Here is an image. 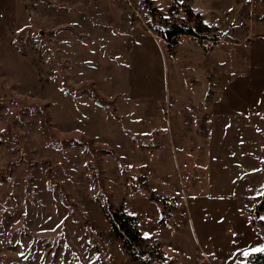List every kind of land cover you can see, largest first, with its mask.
Returning <instances> with one entry per match:
<instances>
[{"label":"rangeland","instance_id":"374dc122","mask_svg":"<svg viewBox=\"0 0 264 264\" xmlns=\"http://www.w3.org/2000/svg\"><path fill=\"white\" fill-rule=\"evenodd\" d=\"M263 232L264 0H0V264H243Z\"/></svg>","mask_w":264,"mask_h":264},{"label":"trees","instance_id":"16d2710c","mask_svg":"<svg viewBox=\"0 0 264 264\" xmlns=\"http://www.w3.org/2000/svg\"><path fill=\"white\" fill-rule=\"evenodd\" d=\"M160 32L166 40H169L171 37H177L184 34L187 35L198 34L197 29L194 28L193 26L186 27L181 24H173L168 27H164L162 30H160ZM92 95L93 98L99 104L114 106L115 102L113 99L104 98L99 94V92L96 89H92ZM90 149L93 150V147L90 146ZM101 150H105V149H101ZM50 185L59 190L64 204L70 206L72 209L77 207L76 204L70 201V199L67 196V193L65 192L64 188L61 185L54 183L53 181H50ZM103 206L115 234L124 241V244L130 246V244H132L133 237L129 235L127 228L124 227V224L128 222L129 216L125 213L119 212L118 210L114 209L113 204L108 196L103 197ZM243 264H264V252H254L245 260Z\"/></svg>","mask_w":264,"mask_h":264},{"label":"snow or ice","instance_id":"6c2138e0","mask_svg":"<svg viewBox=\"0 0 264 264\" xmlns=\"http://www.w3.org/2000/svg\"><path fill=\"white\" fill-rule=\"evenodd\" d=\"M254 251H256V252H264V248H257V249H254ZM245 255H248V253H245Z\"/></svg>","mask_w":264,"mask_h":264},{"label":"built area","instance_id":"2783aa9c","mask_svg":"<svg viewBox=\"0 0 264 264\" xmlns=\"http://www.w3.org/2000/svg\"><path fill=\"white\" fill-rule=\"evenodd\" d=\"M129 30L133 31V28H132V27H130V28H129Z\"/></svg>","mask_w":264,"mask_h":264},{"label":"water","instance_id":"95a60500","mask_svg":"<svg viewBox=\"0 0 264 264\" xmlns=\"http://www.w3.org/2000/svg\"><path fill=\"white\" fill-rule=\"evenodd\" d=\"M263 234H264V232H263Z\"/></svg>","mask_w":264,"mask_h":264}]
</instances>
